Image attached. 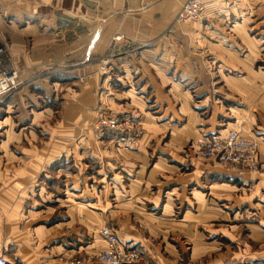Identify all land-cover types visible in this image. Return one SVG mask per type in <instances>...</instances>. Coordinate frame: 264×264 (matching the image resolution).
Listing matches in <instances>:
<instances>
[{
    "label": "crops",
    "instance_id": "0c3cea01",
    "mask_svg": "<svg viewBox=\"0 0 264 264\" xmlns=\"http://www.w3.org/2000/svg\"><path fill=\"white\" fill-rule=\"evenodd\" d=\"M185 1L0 0L3 60L25 82L8 96L0 132L8 264L92 256L105 245L95 235L103 222L135 233L140 219L169 243L190 211L216 210L218 195L231 209L264 202V71L255 68L264 63V0H204L203 19L176 21ZM100 114L137 120L139 145L96 143L90 125ZM232 129L256 143L259 171L207 165L194 141L190 159L180 156L186 141ZM176 200L186 210L178 223ZM196 246L181 251L187 264L205 256ZM163 250L143 264H178L173 247Z\"/></svg>",
    "mask_w": 264,
    "mask_h": 264
},
{
    "label": "rangeland",
    "instance_id": "374dc122",
    "mask_svg": "<svg viewBox=\"0 0 264 264\" xmlns=\"http://www.w3.org/2000/svg\"><path fill=\"white\" fill-rule=\"evenodd\" d=\"M204 6L205 1L203 0ZM218 6V3L216 4ZM246 52L242 53V56H246ZM262 55H264V51L261 52ZM248 57V55H247ZM105 60H102V63ZM107 67V65H105ZM255 68H259L261 71H264V63L263 61H258L255 65ZM103 69V66H101L100 70ZM105 71L108 72V70L105 68ZM25 85V82L20 86L18 90L11 93L10 95L17 93L20 89H22ZM8 95V96H10ZM8 96L0 97V132L4 130V125L2 119L7 116V110L6 105L7 102L10 100ZM101 115V114H100ZM108 115H114V114H108ZM116 116V115H114ZM118 117V116H116ZM97 116L95 117V119ZM121 119H127L130 122H132L136 128L140 131V134L130 142H122L119 139V136L116 134L106 132L105 136L102 138L97 137V133L93 127V123L95 119L91 122V130L93 132V138L96 140V143L98 142L100 145L101 143L107 139L111 138L113 141L118 143L119 145H122L127 148L131 147H137L139 145V141L142 139L144 135V128L142 125L135 119L127 118V117H120ZM197 139V138H196ZM196 139H190L185 142V145L183 149L180 151V156L184 159H190V157H187L188 155V149L191 148V144L193 141L195 142ZM207 165H213L212 163H209V161H203ZM189 164V163H188ZM184 172L189 171L186 170V168H181ZM241 170V169H240ZM208 178H211L207 175ZM240 179V178H239ZM239 185H241V180L238 182ZM100 188V185L97 187V189ZM189 197V196H188ZM225 195H218V200L214 199L215 202H211L214 207H216V210L211 209L208 207L205 210H192L190 211L191 215L186 216L185 219L189 220L190 222H184V224H180L182 226H177L174 230L176 233L173 237V240H170L169 243H166L168 241L164 238V243L160 241V238L158 236L160 235L157 233L154 229L156 227L151 226V230L148 224L145 222H142V220H136L135 223H132L131 228L133 227L132 231L135 233H130L128 231H125V228L120 225H109L105 224L106 222L100 223L99 227L96 229V236L100 237L102 240V236L99 233V230L103 226H108L112 229V231L115 233L118 242L120 245L124 248H129L131 250H134L136 254L138 255V260L134 264H143L144 262V256L146 252H150V254H163L164 247L166 244L169 245V249H172L176 251V253L179 255L175 259L176 263L178 264H187L185 259H188L186 255L182 256L181 251L184 249L187 251V253H191L192 250H194L195 247H197V243L199 241L202 242L204 245L203 249H206L205 256L202 252L196 253V257H200V259L197 260H191L189 264H264V215L262 214V208L264 205V202L262 201H255V207H250L248 204L244 203L243 206L241 205L240 208L237 209H231L230 205H226L224 201H221L223 198H225ZM187 198V197H186ZM189 198H192L191 196ZM213 199V197L209 194V191L207 192V201L210 202V200ZM193 201V199H191ZM175 209L173 210L172 215L170 216L171 219H173L176 223H178L181 219L184 217L185 209L182 210L179 208V202L178 200L175 201ZM193 215H197L198 217L192 218ZM192 218V222L190 218ZM200 218V219H199ZM103 224V225H102ZM134 224V225H133ZM189 225V227H188ZM188 227V228H187ZM166 229V228H164ZM173 231V232H174ZM190 231V238L185 237V233ZM173 232L164 230V235L166 237V234L169 233L173 235ZM152 233L154 235V238H149V234ZM123 234V235H122ZM168 235V236H169ZM118 236L124 241V236L127 238L134 237V244L126 242V245H123L120 240L118 239ZM195 236H200L199 241H194ZM172 236L170 235L169 238ZM104 241V240H103ZM105 246V245H104ZM101 249L99 252L93 254L92 256H74L71 258H78V259H85V264H101L99 263L97 259V255L102 251ZM161 250H163L161 252ZM0 255L4 256L3 253H0ZM164 255V254H163ZM5 257V256H4ZM6 258V257H5ZM173 260V258L171 259ZM185 261V262H184ZM64 263V262H63ZM65 264V263H64ZM84 264V263H83ZM147 264V263H146Z\"/></svg>",
    "mask_w": 264,
    "mask_h": 264
},
{
    "label": "built area",
    "instance_id": "2783aa9c",
    "mask_svg": "<svg viewBox=\"0 0 264 264\" xmlns=\"http://www.w3.org/2000/svg\"><path fill=\"white\" fill-rule=\"evenodd\" d=\"M205 6L203 0H186L176 16V21L185 18L201 20L204 17ZM120 39V37H116ZM5 48L0 46V97H5L20 88L23 82L18 77L15 68L9 67L3 60ZM98 138L110 132L119 136L122 142L133 141L140 131L127 119L114 115H98L93 123ZM197 155L207 161H214L222 165L238 167L241 170L257 172L262 165L257 159V145L252 140L243 138L239 130L232 129L226 133L213 132L199 136L194 142ZM105 246L97 255L101 264H134L138 255L134 250L124 248L117 240L115 233L108 226L99 230ZM65 264H85V259H60ZM0 264H8L7 259L0 255Z\"/></svg>",
    "mask_w": 264,
    "mask_h": 264
}]
</instances>
